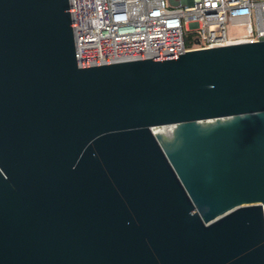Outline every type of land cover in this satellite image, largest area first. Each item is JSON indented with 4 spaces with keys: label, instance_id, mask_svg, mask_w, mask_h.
<instances>
[{
    "label": "water",
    "instance_id": "95a60500",
    "mask_svg": "<svg viewBox=\"0 0 264 264\" xmlns=\"http://www.w3.org/2000/svg\"><path fill=\"white\" fill-rule=\"evenodd\" d=\"M0 264H264V39L83 67L0 0Z\"/></svg>",
    "mask_w": 264,
    "mask_h": 264
},
{
    "label": "built area",
    "instance_id": "2783aa9c",
    "mask_svg": "<svg viewBox=\"0 0 264 264\" xmlns=\"http://www.w3.org/2000/svg\"><path fill=\"white\" fill-rule=\"evenodd\" d=\"M69 14L83 67L264 39V0H69Z\"/></svg>",
    "mask_w": 264,
    "mask_h": 264
},
{
    "label": "rangeland",
    "instance_id": "374dc122",
    "mask_svg": "<svg viewBox=\"0 0 264 264\" xmlns=\"http://www.w3.org/2000/svg\"><path fill=\"white\" fill-rule=\"evenodd\" d=\"M187 39H189V36H188V35H186V40H187Z\"/></svg>",
    "mask_w": 264,
    "mask_h": 264
}]
</instances>
